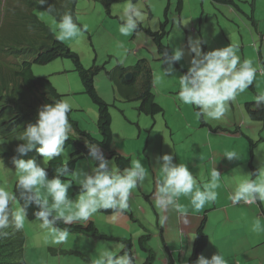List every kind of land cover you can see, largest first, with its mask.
<instances>
[{"label": "rangeland", "instance_id": "374dc122", "mask_svg": "<svg viewBox=\"0 0 264 264\" xmlns=\"http://www.w3.org/2000/svg\"><path fill=\"white\" fill-rule=\"evenodd\" d=\"M178 1L140 0L146 13V19L140 25L156 31L160 23L165 20L164 13L167 8L169 19L166 28L169 33L163 42L168 44L172 51L176 47L184 50L185 55L178 62L181 69H185L187 72L190 60L194 55L188 51L189 40L198 38L207 41V43L201 44V50L204 52L228 44H236L239 46V55L242 60L251 59L254 66L264 68V0H255V2L253 0H230L227 3L217 0H182L181 9L177 11ZM126 2H112L109 6V15L106 13V7L100 1L79 0L76 13L82 35L62 42L78 55L85 69H89L93 64L103 66L104 69L94 79V86L98 95L110 104L111 129L114 134L119 136V138L114 137L113 149L121 151L120 157L128 156L131 165L134 161L140 160L148 172V177L140 185V188L133 190L129 197V207L124 212L105 213L98 211L89 220L80 222L86 224L89 221L94 222L101 235L121 236L122 240H130L134 244L135 258L138 264H141L148 256L140 248L138 242L141 236L147 235L149 236L148 245L155 252L152 264H164L163 258L167 256L166 245L169 244V241L174 240L173 236L176 230L171 229L169 222L159 218L164 217L167 212L161 211L160 207L155 206L154 203L153 194L156 189V182L153 172L159 170L157 159L164 154H172L173 162L179 163V152H182L183 148L189 149L190 156L187 167L193 176H196L203 161L199 164H191L193 153L197 158L204 155L209 159V156L207 148L202 149L200 147V141L193 144L192 139L198 134L196 129H202V123L199 117L195 115L196 110L193 106L185 105L178 99V77L185 73L179 71L173 64L175 75H164L163 69L167 67V64L163 62V59H159L154 44L144 31L138 29L128 36L119 33V14ZM38 16L58 37L56 16L42 10L38 11ZM139 44H143L145 48L137 50L136 46ZM139 58H146L150 63L153 72L155 101L163 108V113L155 117L139 113L137 102L122 100L106 76V72L116 65L131 66ZM32 70L34 75L48 78L58 93L63 95L62 100L74 108V120L79 129L88 131L92 137L100 139L97 129L98 111L96 105L84 93V85L74 63L68 59L58 58L46 65L34 64ZM260 72H257L250 86L263 91L264 80ZM254 99L255 94L248 87L234 101L229 103L228 111L222 119H207V121L218 126H228L227 123L231 120L244 135L253 139L256 143L255 146H258L256 149L257 157L264 159V121H251L243 106L245 102H252ZM229 129L235 130V126H231ZM210 134L214 143L222 141L224 144V141L228 139V137L222 138L221 135ZM182 141L186 144L179 145V142ZM244 141L248 143L246 139ZM173 143L181 148L175 151V148L172 147ZM245 146L247 147V154L249 145ZM255 146L252 148L255 149ZM73 151H75L74 148H65L62 155L64 162L69 161ZM106 160L113 162L109 158ZM36 162L45 169L47 168V162H44L43 159H38ZM113 163L115 164V162ZM95 166L96 161L91 157L82 158L76 162L75 172L81 170L91 172ZM257 169L264 170L261 166ZM261 178H264V173L261 174ZM17 180L18 173L14 165L9 167L0 159V187L13 192L14 183ZM226 180L232 181L229 178ZM65 181L72 183L68 195L75 203L80 195L75 191V187H79L78 180L69 174ZM144 196H148V198H144ZM178 202L181 212L191 211L190 206H183L186 204L183 196L179 197ZM10 206L13 211L19 207L14 202ZM129 208L132 210L133 218ZM170 209L168 206L166 211ZM74 211L75 208L72 207L67 209L65 214H72ZM158 219L161 225L158 224ZM252 219L247 218L243 222V231L250 236L252 243L240 245L239 248L228 251V254L225 255L228 262L239 259L242 254L247 253L249 248H253L257 254L260 247H264L261 245L264 241V232L253 231L255 221ZM41 223L38 219L28 221L26 218L25 220L23 227V233L26 235L24 258L27 264H89L81 256L68 253V251L72 250L86 255L93 262L105 250L119 254L120 246L125 245L122 241H115L114 243L108 239H96L78 234H69L66 242L56 244L49 229L43 228ZM149 224L159 226L160 234L155 231V236L151 237L153 232L149 228ZM162 227L165 229L163 234L161 233ZM110 246L113 247L110 248ZM61 250L65 252L63 253ZM189 256L188 252L184 261L179 262V259H183L182 255L178 251L173 254L176 264H187ZM259 261L255 262L260 264Z\"/></svg>", "mask_w": 264, "mask_h": 264}, {"label": "clouds", "instance_id": "9594fccd", "mask_svg": "<svg viewBox=\"0 0 264 264\" xmlns=\"http://www.w3.org/2000/svg\"><path fill=\"white\" fill-rule=\"evenodd\" d=\"M78 1L79 0H76L75 10ZM122 1L127 2L119 14V33L123 36H128L135 33L139 25L145 21L146 13L140 0ZM35 2L39 5H44L47 3V0H35ZM8 3L9 0H0V24L3 22L4 15H6V10L9 9ZM47 10L49 12L54 11L51 5H49ZM166 11L168 12V10ZM58 32V37L55 36L61 41L72 40L82 35V30L77 23L74 22L73 15L70 11L64 12L60 17ZM202 43H207V41H202L199 38L189 40L188 51L194 55L190 60V66L187 72L178 77V99L185 105L193 106L196 110L195 115L199 117L200 121L201 119L203 120L202 129H196L198 133L199 131H204L210 136V133L215 136L219 134L226 136L237 135L238 133H232L221 129H226V127L229 128L231 126L220 125V127H218V125L209 123L207 119H222L228 111L229 103L234 101L240 93L244 92L252 85L257 72L261 71L260 73L262 74L264 68L254 66V62L251 59L242 60L239 55V46L236 44H228L224 47L204 52L201 50ZM143 48H145L143 44L136 46L137 50ZM155 51L159 59H163V62L167 64V67L163 69L164 75H175L173 63L179 62L183 58L185 55L184 50L176 47L171 51L170 55L164 54L163 56L157 52L156 48ZM148 64L150 66L149 61ZM118 65L122 66V64ZM129 73L130 78L126 79ZM129 73L125 75V80L127 82L132 79V73ZM149 91L153 93L155 98L154 82L151 84V89L149 88ZM256 99L258 103H264V94L257 96ZM157 106L161 107L159 103H157ZM70 111L71 106L65 100L56 99L52 104H44L37 111L36 123L34 125L30 124L17 137V140L22 141V143L17 145L15 152L18 155L13 157L11 161L18 173L16 191L12 192L4 187H0V241L7 239L11 235L8 229L14 231L23 229L27 218V209L30 206H35L37 209L33 213L35 218L42 222L41 226L43 228L49 229L54 243L62 244L67 241L69 231L67 228L61 229L57 227L58 221H62L64 224H72L77 220L87 221L93 214L101 209L124 212L129 207V197L133 193V190L140 188V185H142L148 177V172L140 160L134 161L132 165L130 163V167L121 170L113 163L112 157L108 156L103 149L88 142L85 143L89 152L85 148L86 152L80 151L78 155H75L74 160L77 162L79 159L91 157L96 161V166L92 168L91 172H85L83 170L75 172L74 168L73 173H69L67 162H64L60 167L56 168V174L51 178L45 167L37 164L36 160L38 159L22 158L28 152L35 150L41 156L39 159H43L44 162H47L48 166L49 161L63 155L66 147L75 149L74 144H69L70 141L68 139L79 137L76 131L82 130L79 129L77 123L76 126L71 124L76 121L74 120V110H72L71 113ZM215 127L218 128L214 130L211 129ZM82 132L90 134L88 131ZM196 136L192 139L193 144L198 142L194 139ZM227 140L229 141L230 139ZM3 143L4 141L0 139V144ZM183 144L186 143L183 141L179 142V145ZM179 145L173 143L172 147L175 148L176 151L178 148H181ZM230 146L238 149V145L235 143ZM200 147L202 149L205 148L203 145H200ZM111 149H113V143ZM0 151H3V149L0 148ZM74 152L75 151H73L70 156H72ZM116 152L119 154L121 151ZM189 156L190 150L183 148L182 152H179V163L173 162L174 157L172 154H164L158 157L157 163L159 164L162 179L158 181V170L157 172L155 170L153 175L156 182V189L153 196L155 206L160 207V210L166 211L168 206L172 208L177 205L179 203L178 199L181 196L185 199H188V196H190V203L197 211L202 209L207 202H214L217 199L218 193L216 189L219 187L218 182L221 174L213 168L212 172L209 173L203 181V183L211 182L203 190L197 188V185L200 183L197 177L193 176L192 172L187 167ZM202 157L203 155L197 158L193 153L191 164H199L203 161ZM224 157L229 160L238 159L234 151L225 153ZM108 158L112 159L113 162L106 160ZM125 158H128L130 161L128 156ZM181 161L184 162L180 163ZM69 174L75 176L79 183V187H75V191L80 195L75 203L68 195L72 183L70 181H65ZM251 175L252 174L249 173V178L238 183L230 194L229 199L233 204L243 202L249 205H259L258 201L264 203V180L258 182L252 179ZM61 176H63L62 179ZM79 188L80 192L77 190ZM18 198L23 201V204L17 207L15 211H12L10 205L16 202ZM144 198H148V196H144ZM72 207L75 208V211L72 214L66 215V210ZM129 210L132 214V210L130 208ZM203 223L204 222L200 224V229L198 228L200 231L202 230V232ZM158 224L161 225L159 219ZM149 227L153 231H158L159 233V226L149 224ZM253 231H264L259 219L255 220ZM203 233L205 234V231ZM154 235L155 233L153 232L151 237ZM145 236L147 235L143 237ZM106 237L112 238L114 243L115 241L120 242L119 240H115L116 238L122 240L121 236ZM143 237L141 236L139 240ZM194 238L196 237L193 236V239ZM207 239L208 236L206 235V245ZM139 240L138 242L140 245ZM111 247L112 246H110V248ZM120 247L123 251L121 250L119 254H114L110 250H105L98 259L93 262L90 261L91 264H138L135 258V247L130 240L129 249H126L125 245H121ZM140 248L145 252L144 247L140 246ZM189 255H191L190 250ZM138 259H140V257H138ZM182 261H184V258L182 260L179 259V262ZM144 262L145 260H143L141 264ZM167 264L171 263L168 262ZM174 264H176V262ZM195 264H227V261L218 252L211 255L210 258L204 257L201 253L195 261Z\"/></svg>", "mask_w": 264, "mask_h": 264}, {"label": "trees", "instance_id": "16d2710c", "mask_svg": "<svg viewBox=\"0 0 264 264\" xmlns=\"http://www.w3.org/2000/svg\"><path fill=\"white\" fill-rule=\"evenodd\" d=\"M93 1H100L104 4L106 13L110 15L109 5L114 1L122 0ZM217 1L227 3L230 0ZM253 2H255V0H253ZM8 5L9 9L6 10V15H4L3 22L0 24V137L4 141L3 144H0V148L3 149V151H0V159H2L7 166H13L11 161L13 157L18 155L15 149L18 144L22 143V141L17 140V137L30 124L34 125L36 123L37 111L41 106L44 104H52L56 99L62 100L63 95L58 93L48 78L34 75L32 65H46L58 58H64L74 63L75 69L84 85V93H86L96 105L98 111L97 129L100 136V139H97L92 137L91 134L76 131L79 137L68 139L70 141L69 144H74L75 147V152L71 156V159L67 161L69 173H73L74 171L76 163V160H74L75 155H78L80 151L86 152V149L89 152L85 142L103 149L108 156L112 157L119 169L123 170L130 167L128 158L120 157L115 150L111 149L112 143H114V137L119 138V136L114 134L111 129L112 120L111 114L109 113L110 105L98 95L94 86V79L99 72L104 69L103 66L93 64L89 69H85L78 55L73 53L61 40H58L54 32L43 23L38 16V11L42 10L49 12L47 9L49 5H51L54 11L49 13L52 16H56V21L59 22L64 12L70 11L73 15L74 22L80 26L76 17V0H47V3L44 5L37 4L35 0H9ZM181 6L182 0H179L177 11L180 10ZM166 10L167 8L164 13L165 20L160 23L157 31H153L148 27L144 28L142 25L138 27L139 30L144 31L150 37L157 52L162 56L164 54L170 55L172 51L170 46L163 42L168 34L166 29L168 24ZM173 64L179 71L186 73L185 69L180 68L178 62H174ZM129 72L132 73V79L127 82L125 80V75ZM262 75L264 80V71ZM106 76L113 84L114 88L117 90L118 96L122 100L138 103L137 111L139 113L155 117V115H159L163 112V108L157 106L153 93L149 91L153 83L152 70L146 58H139L136 63L131 66L116 65L110 71L106 72ZM249 87L253 90L255 99L252 100V102H245L243 106L251 118V121H264V103H258L256 99L257 96L264 94V90H256L253 86ZM72 110H74V108H71L70 113ZM76 123L77 122H72L71 124L76 126ZM201 123H203L202 119ZM218 127L211 129L214 130ZM221 129L232 133H238L248 141V143L246 141L244 142V145H249L248 153L246 154L247 147L245 146L244 149L241 150V155H239L240 161L237 164V168L239 172L243 169L247 170L248 174H252V179H258L257 176L262 170H258L250 161L253 156H257L256 149L258 146H255L256 143L252 138L244 135L237 126H235V130H230L228 127H226V129ZM253 146H255V149L252 148ZM22 158L39 159L41 156L35 150H32ZM183 162L184 161H181L180 163ZM48 163L46 171L49 177L52 178L56 174V168L60 167L64 161L62 156H60ZM261 168H264V164L261 165ZM238 176L239 173L224 175L220 181V188L233 192L234 189H231L235 188L245 177ZM62 177L63 176H61V179ZM226 178L232 181L228 182ZM16 184L17 181L14 183L13 192L16 191ZM77 190L80 192V188ZM218 193H220V191H218ZM17 196L19 197L18 193ZM14 203L21 206L23 201L18 198ZM213 204L214 202H207L206 209L210 208V205ZM10 209L12 210L11 206ZM36 210L35 206H30L27 209L28 221L37 219L33 215ZM99 211L115 213L111 209H101ZM57 227L61 229L67 228L69 234L85 235L103 240L108 239L113 242L112 238L110 239L109 237L101 235L95 223L91 221L87 224L80 221H74L72 224H64L62 221H58ZM8 231L11 235L7 239L0 241V264H26L24 258L26 235L23 233V229L19 231L8 229ZM148 238L149 236H145L139 240L140 246L144 247L145 252L148 253L143 264H152L155 258V252L147 244ZM115 240L122 241L125 243L126 249H129V240H121L119 238ZM205 246L206 235L201 230L195 238L192 253L187 264H195V261L198 256L201 255ZM64 252L65 251H63V253ZM68 253L79 255L91 264L86 255L73 252L72 250H69Z\"/></svg>", "mask_w": 264, "mask_h": 264}, {"label": "crops", "instance_id": "0c3cea01", "mask_svg": "<svg viewBox=\"0 0 264 264\" xmlns=\"http://www.w3.org/2000/svg\"><path fill=\"white\" fill-rule=\"evenodd\" d=\"M228 126H236L231 120L227 123ZM221 135V134H219ZM222 138L228 137L229 141L226 139L223 142L221 141L214 143L213 137L205 133L204 131H199L197 136L194 138L198 142H201V145L205 146L208 149V156L205 157L203 155L200 167L198 170V174L196 175L199 185L197 188L203 190L207 187L209 183H203L204 179L207 177L209 173L212 172L213 168L219 172V187L216 189L218 193L217 199L214 201L213 205H210V208L206 209L205 206L196 211L194 207L190 203V196L186 200V204L183 206H190L192 209L189 212H181V207L179 203L173 206L162 218L165 222H169L171 224V229H175L176 232L173 236V241H169V244L166 245V253L167 256L163 258V263L167 264L170 262L174 264L173 254L175 251H178L180 255L185 259L188 256L189 250L192 249V245L194 242L193 236L196 237L197 233L200 231V224L203 223V232L208 236L207 245L202 252V255L206 258H210L211 255L218 252L221 254L224 259L227 261L226 256L228 251L239 248L240 245L251 244L252 240L250 236L247 235L246 232L243 231V222L248 218H253L252 220L259 219L261 222L262 228H264V203H260L259 205H249L243 202L239 204H233L229 199L232 191H227L220 188L221 178L228 174H236L239 173L238 177H244L243 180L248 177L247 170L243 169L241 172L238 171L237 164L240 161L241 150L244 149V137L242 135H221ZM220 141V139L218 138ZM233 143L239 144V149L232 148ZM230 151L236 152L238 159L229 160L224 157V154ZM254 167L261 166L264 164V159H261L257 156H253L250 160ZM157 179H162V174L160 170L157 172ZM264 173L262 170L256 179L258 182L260 180H264L261 178V174ZM233 176V175H232ZM260 178V179H259ZM229 187V186H226ZM232 188L231 190H233ZM221 196V197H220ZM150 228V227H149ZM199 228V229H198ZM151 229V228H150ZM165 229L163 228L162 234ZM155 233V231L152 230ZM264 232V231H263ZM156 234V233H155ZM155 236V235H154ZM261 245H264V241ZM113 247V246H112ZM111 247V248H112ZM260 247V246H259ZM122 250V249H121ZM121 252V251H120ZM253 248H249L247 253L242 254L239 259H235L233 262H228L227 264H258L255 261H259L260 264H264V247H260L259 252L257 254ZM256 255V256H255ZM255 260V261H254Z\"/></svg>", "mask_w": 264, "mask_h": 264}, {"label": "water", "instance_id": "95a60500", "mask_svg": "<svg viewBox=\"0 0 264 264\" xmlns=\"http://www.w3.org/2000/svg\"><path fill=\"white\" fill-rule=\"evenodd\" d=\"M130 78V73L126 76V79H129Z\"/></svg>", "mask_w": 264, "mask_h": 264}]
</instances>
